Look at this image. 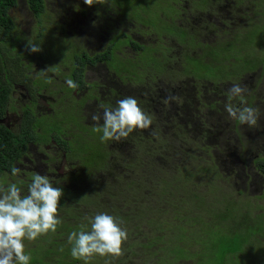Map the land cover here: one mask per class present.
Listing matches in <instances>:
<instances>
[{
  "label": "flooded vegetation",
  "instance_id": "obj_1",
  "mask_svg": "<svg viewBox=\"0 0 264 264\" xmlns=\"http://www.w3.org/2000/svg\"><path fill=\"white\" fill-rule=\"evenodd\" d=\"M84 4H70L69 15L78 14L95 28L87 31V39L81 32L66 33L58 26V35L67 37L66 44L58 35L53 37V29L44 33L43 28L38 31L41 37L28 29V44L27 33L16 19L19 11L28 12L35 24L25 0L22 8L17 0L6 11L5 21L10 23L0 20V164L11 159L12 170L29 164L27 173L21 171L23 176H11L12 170L10 176L2 173L13 183H25L19 186L22 194L40 171L53 186L65 187L80 159L84 164L98 159L95 164L106 165V151H111L110 158L123 151L132 157L137 146L146 151L196 152L202 136L206 138L211 130V123L201 115L218 112H214L220 97L217 91L223 88L222 97L230 102L227 80L264 70V63L249 64L246 57L249 49L251 55L260 51L264 56V40L260 46L259 41L251 42L249 34L263 30L264 0H94L92 6ZM40 38L48 44L42 45ZM31 44L40 51L31 52ZM61 46H65L62 52ZM147 53L152 61L140 63ZM227 56L230 66L222 64ZM190 59L197 60L198 66ZM68 79L78 87L69 88ZM129 96L152 117L148 129L135 130L146 138L130 142L129 134L118 144L102 142V132L93 131L97 122L91 115L102 116L101 105L115 108ZM169 96L177 99L166 103ZM193 131L199 139L191 136ZM78 135L95 144L89 151L79 148L73 160L67 148L80 143Z\"/></svg>",
  "mask_w": 264,
  "mask_h": 264
},
{
  "label": "trees",
  "instance_id": "obj_2",
  "mask_svg": "<svg viewBox=\"0 0 264 264\" xmlns=\"http://www.w3.org/2000/svg\"><path fill=\"white\" fill-rule=\"evenodd\" d=\"M16 1L0 0V20L3 23H10L5 21L8 18L6 11ZM45 1L25 0L36 17L32 31L37 32V37H41L37 28H41L47 12ZM262 27L263 30L250 35L251 42L259 41L260 46L264 40V25ZM45 29L51 32L47 26ZM8 30L12 32L13 26ZM251 54L249 52L246 56L249 64L259 66V62L264 63L263 53ZM77 140L80 143L76 147L75 143L67 148L68 156L73 160L79 148L89 151L95 144L85 135H78ZM110 152L103 153V158L107 157L106 165L95 164L98 159L87 164L78 160L79 164L66 178L67 185L57 186L63 189L58 208L61 224L55 232L49 231L34 241L24 240L25 254L31 257L29 264H184L189 254L196 260L192 264H225L230 262L231 256L244 252L242 248L247 249L248 241L255 235L263 236L264 220L261 214H252L256 200L245 201L231 196V189H225L217 179L219 171L215 162L207 159L202 163L197 151L144 150L132 152V157L118 153L111 158ZM0 156H3L1 152ZM192 163L195 168L191 167ZM119 164L118 170L116 166ZM254 164L264 178V159L257 158ZM133 165L134 169L142 166L147 169L140 172L142 175L130 179L128 172ZM10 166L11 159L1 162L0 184L12 176ZM3 172L8 176L2 177ZM17 185L24 186L25 183ZM204 187L213 192L210 205L205 202V194H200V189L207 191ZM237 194L243 193L238 191ZM142 198L152 200L154 205L145 203ZM213 201L215 205H212ZM99 213L114 216L127 230L128 238L122 244L123 254L118 257L94 255L87 261L74 259L69 234L90 231V218ZM214 220L219 227L209 231L206 228L212 227ZM255 227L260 228L256 231Z\"/></svg>",
  "mask_w": 264,
  "mask_h": 264
},
{
  "label": "rangeland",
  "instance_id": "obj_3",
  "mask_svg": "<svg viewBox=\"0 0 264 264\" xmlns=\"http://www.w3.org/2000/svg\"><path fill=\"white\" fill-rule=\"evenodd\" d=\"M24 0H18L19 8H22V3ZM46 13L43 16L42 27L37 28V31L44 33L48 32L45 29L47 26L50 29H53V37H57L59 29L65 28V32H81L85 38L88 37L87 31L93 30L94 25L90 26L85 24L84 18H81L78 14H74L72 17L69 15L70 4L74 6H82L84 2L82 0H46L45 1ZM85 5V4H84ZM134 12H137L136 10ZM46 14V15H45ZM74 18V24L72 19ZM17 21L25 29L27 39H30L28 34V29L34 34L33 30V17L30 13H21L17 14ZM92 22V21H90ZM258 31V29H255ZM55 32V33H54ZM64 32V33H65ZM254 33V30H251L249 34ZM43 43L42 45H47L48 41L45 38H40ZM58 39L62 42H67V37L65 38L64 34L58 35ZM49 40V38H48ZM28 44H30L28 41ZM66 44V43H65ZM158 48H162L158 45ZM249 49L246 53L251 52ZM140 63H146L152 61L149 54H144V57L139 60ZM189 62L195 66H198L197 60L190 59ZM228 56L223 60V65H229ZM264 71V70H263ZM262 70H255L249 73L241 74L240 76H235L232 79L226 81L227 88L232 87L233 84L239 83L242 87H245L247 90L243 94V97H239L241 101L236 103L234 98L230 102H227L222 96L225 94L224 89H221V92L217 91L216 95H220L217 100V104L214 107V112H218L214 115L213 111L207 112L206 114L201 115V118L204 120H209L211 123L210 131L206 135V138L202 136L201 142L198 143V146L201 149H197V156L200 157L201 162H205L208 159L209 162H215V165L218 167V181L225 189H231V193L235 199L250 201L255 199L254 211L252 214H261V218L264 220V178L261 177L257 172L256 164L253 163V159L258 157L264 159V72ZM206 73L205 75H207ZM231 103L238 107H254L258 109V119L255 126H249L247 124H241L238 119L231 118L225 106ZM222 118V121L219 118ZM223 124V125H222ZM244 126V127H243ZM218 127V131L217 128ZM215 131V132H214ZM249 134L248 137L245 133ZM135 133V134H134ZM79 133H76V135ZM134 134V135H133ZM210 137L208 138V135ZM215 134V135H213ZM193 138L199 139L198 134L195 131L191 133ZM146 138V135H138L135 130L130 133L129 140L131 142L132 138ZM127 138V137H126ZM126 138H122L120 141H123ZM120 141L111 140V144H118ZM126 146V145H123ZM121 147V146H116ZM123 148V147H122ZM138 153L144 151L145 149L140 146L135 147ZM122 153H125L123 151ZM191 162V161H189ZM29 164H26L24 167H20L21 171H26ZM191 167L195 168L194 163L191 164ZM75 169V168H73ZM147 169L146 166L138 167L134 169V165L129 169L128 177L130 179H135L136 177L142 175L144 170ZM64 170H67L66 165H64ZM119 170V169H118ZM71 171V170H70ZM29 172V171H28ZM37 174V173H36ZM38 174H43L42 171ZM20 176H23L20 174ZM253 177V178H252ZM17 178V175H15ZM255 178V179H254ZM216 179V178H215ZM252 179V180H251ZM254 179V180H253ZM246 182V183H244ZM13 183L9 177H6L1 184L5 187ZM30 183V182H28ZM29 185V184H28ZM229 186V187H228ZM207 190L206 187H204ZM238 191H241L243 194L240 196L237 194ZM23 194H27V190ZM200 194L204 195V199L207 205H210L209 201L213 195L212 191L207 190L202 192L200 189ZM145 203L149 202L150 205H154L152 200H146L142 198ZM216 202L213 201L212 205H215ZM212 224V222H211ZM217 220H214L212 227H208L209 231L217 228ZM214 225V226H213ZM260 227H255L256 231ZM264 230V227H262ZM264 236V233H263ZM262 235H255L251 241H248L247 249L242 248L244 252L240 253L238 256H231L230 262L225 264H264V237ZM200 254L202 253V248L199 249ZM193 253V252H192ZM247 254V255H246ZM184 264H192L194 261L193 255L189 254L185 258ZM90 260V259H88Z\"/></svg>",
  "mask_w": 264,
  "mask_h": 264
},
{
  "label": "clouds",
  "instance_id": "obj_4",
  "mask_svg": "<svg viewBox=\"0 0 264 264\" xmlns=\"http://www.w3.org/2000/svg\"><path fill=\"white\" fill-rule=\"evenodd\" d=\"M84 3L92 6L94 0H84ZM29 48L31 52L40 51L37 44H31ZM66 83L69 88L78 87L72 79H68ZM246 90L239 83L233 84L229 89V97H243ZM176 99L175 96H169L165 102ZM101 108L102 116L94 113L91 119L97 122L93 131L102 132V142L120 141L134 130H145L152 124V117L131 96L119 100L115 108L104 105ZM225 110L241 124H257L258 109L254 107H238L228 103ZM101 119L102 126L99 125ZM20 173V168H13V175L18 176ZM22 192L17 183H10L6 187L0 184V264H29L31 257L25 254L24 240L34 241L49 231L55 232L61 224L58 208L63 189L53 186L48 176L34 174L27 187V194ZM90 224V231H73L68 236L74 259L87 261L94 255L118 257L123 254L122 244L127 240L128 234L114 216L99 213L90 218Z\"/></svg>",
  "mask_w": 264,
  "mask_h": 264
}]
</instances>
